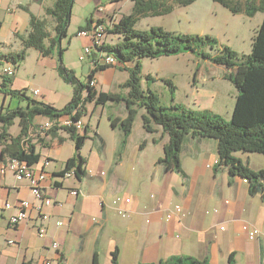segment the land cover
I'll use <instances>...</instances> for the list:
<instances>
[{"label": "crops", "instance_id": "1", "mask_svg": "<svg viewBox=\"0 0 264 264\" xmlns=\"http://www.w3.org/2000/svg\"><path fill=\"white\" fill-rule=\"evenodd\" d=\"M160 1L172 5L170 0ZM231 1L239 10L236 13L228 10L235 26L251 17L246 13V5L259 2ZM34 6L38 8L36 14L31 12ZM52 6L53 0H0V54L21 51V39L30 31V14L47 19L45 9ZM113 8L107 15L112 24L116 16ZM204 30L196 34H203ZM82 38V48L88 47L90 40ZM52 55L42 57L38 52L40 62L50 59L56 72L58 62ZM9 68L10 65H4L3 73ZM72 72L79 76L77 71ZM105 72L95 75L97 91L101 90L99 74ZM14 77L11 85L1 88L0 76V89L26 90L27 84L16 76V71ZM32 98L57 110L70 102L68 98L63 106H56L58 100L51 99L49 91L43 90ZM13 100L14 97L0 90V115L13 110ZM17 106L22 107L20 103ZM45 120L35 117L29 130ZM4 128L9 138L16 137L20 131L18 119L9 127L0 122V133ZM116 128L119 126L112 127L114 134L108 142L97 132L95 136L87 134L96 153L87 159L81 148L86 163L85 174L79 178L57 176L74 156V143L66 130L58 128L55 138L46 133L28 139V144L34 145L40 155L39 162L30 168L37 174H46L41 186L55 205L46 209L50 221L44 238L37 236L31 220L10 226L9 218L16 212L19 201L34 202V197L26 181L15 180L11 172H0V264H42L46 260L52 264H93L94 256L98 264H111L114 251L118 253V264H158L178 256L208 264H229L230 258L232 264H264V184L263 191L252 196L246 179L231 175L228 166L219 164L215 140L185 137L179 155L183 177L175 171H166L158 163L169 142L167 135H160V140L143 129L140 136L144 141L135 148L131 138L134 132L124 137L123 130ZM153 145L155 159L145 161V152ZM234 156L253 172H264V154L236 152ZM106 158L108 162L104 161ZM4 161L7 159L0 164ZM72 191L77 194L71 195ZM6 204L12 206L10 210L4 208ZM175 206L180 207V212L174 211ZM58 220L64 223L60 227L55 225ZM244 226L257 229L258 236L250 240ZM53 242L58 249L52 248Z\"/></svg>", "mask_w": 264, "mask_h": 264}, {"label": "trees", "instance_id": "2", "mask_svg": "<svg viewBox=\"0 0 264 264\" xmlns=\"http://www.w3.org/2000/svg\"><path fill=\"white\" fill-rule=\"evenodd\" d=\"M74 1L53 0V6L45 9L47 19L30 14L29 34L21 39L23 49L17 53L0 54V76L3 80L1 88L11 85L13 79V77L5 76L2 71L3 66L8 64L16 71L15 66L24 60L25 50L34 49L42 57L50 56L55 51L58 62L56 72L59 78L70 84L73 90L71 102L65 104L62 109L57 110L49 104L40 103L33 98H26L24 89L19 91L0 89L11 97H23L27 101L25 108L17 107L5 113V115H0V122L4 123L5 126H11L14 119H18L20 126L19 134L14 138L8 137L5 133L6 128L1 131L0 144L3 146L0 150V161L19 159L29 167L39 162L40 155L35 152L34 145L28 144L23 138L27 136L29 127L35 117L46 118L49 120L47 123L50 125L47 128V130H50L47 134L55 138L58 128H62V130L67 131L75 147L74 156L66 161L63 170L57 176L64 177L70 171H73L77 178L84 175L86 160L80 154V150L83 148L85 141L89 139L87 136L89 128L85 126L82 132H76L73 128L63 126L61 120L66 116H70L71 120L69 121L71 122L80 120L86 112V105L90 103H93L95 108L98 105L105 107L107 103L122 100L115 94L95 90L91 83L95 80V75L98 72L117 67L119 70L128 72V79L124 83V87L128 89V97L125 99L126 105L136 103L139 107L144 108L146 113L143 116L144 129L147 133L152 132L150 124H154L161 127L162 132L169 138L168 144L164 146L163 157L158 160V163L166 171H175V173L184 177V173L180 168L179 155L185 137L191 135L192 138H207L217 142L219 164L228 166L231 175L246 179L249 182L248 191L252 196L263 191L264 172H253L249 166L240 162L234 156V153L264 154V0H259L258 5L255 3L246 5L248 16L255 11V5L263 12L261 25L253 37L250 55L240 56V54L229 51L224 47L222 50L223 58L212 60L215 64H221L225 68L233 70L226 77L237 88L235 106H233L231 122L229 123H225L219 115L208 110L193 112L174 105L168 110L173 112L168 113L166 109L159 106L150 91L144 92L140 89V59H155L160 56L175 55L182 50L196 52L204 42L214 45L216 41L208 36H180L160 29L137 31L133 28L136 19L145 14L151 16L166 15L172 12L174 5L185 7L196 0H170L173 6L167 7L157 0H132V11L127 15H121L117 23L114 22L110 27L106 26V38L103 44L100 47L93 48L92 57L113 56L115 64L104 66L99 64L90 68L84 83L61 63L62 52L60 48L57 49L59 41L66 36V27L69 24L70 10ZM212 1L226 7L232 13L239 11L236 3L231 0ZM52 22L54 25L52 32H50L48 26ZM98 22L102 23L103 21L99 20ZM91 23L92 20L90 19L86 26L79 28V31L88 30ZM115 35L118 36L119 42L111 45L108 36ZM128 110H130V106H128ZM133 112L134 110H130L128 117L122 122L119 118H109L112 127L120 125L124 137L131 133L132 121L136 114V112L134 114ZM27 144L28 146L25 147ZM117 256V251H114L111 256V264H118ZM232 260L233 258L229 259V264H232ZM93 264H98L95 256ZM158 264L208 263L188 256H178L171 257Z\"/></svg>", "mask_w": 264, "mask_h": 264}, {"label": "rangeland", "instance_id": "3", "mask_svg": "<svg viewBox=\"0 0 264 264\" xmlns=\"http://www.w3.org/2000/svg\"><path fill=\"white\" fill-rule=\"evenodd\" d=\"M157 1L161 2L160 0ZM255 4H257L256 1ZM98 5L100 6L98 7ZM163 5L165 4L163 3ZM35 7L37 6H34L31 12L36 14L38 8ZM112 7H114L113 14L116 13L113 20L117 23L120 17L119 12L127 15L132 11V2L130 0H75L70 10L66 36L59 41L57 49L60 48L62 52L61 63L67 69L77 71V75H79L77 78L83 83L86 81L90 66L86 61L79 60V56L83 52L82 43L84 41L79 35V28L86 26L90 19L94 22L102 20L103 24L108 23L107 26L110 27L112 23L109 22L107 15ZM254 7L256 9L250 15L251 17L236 26L235 20H231L230 15H228V9L219 3L212 2V0H196L185 7L174 5L172 12L166 15L151 16L145 14L137 18L133 27L137 31L160 29L180 36H208L216 41L214 45L204 42L196 52L182 50L175 55L160 56L155 59H140V89L144 92L150 91L159 106L166 109L168 113L173 112L168 111L171 106L177 105L193 112L208 110L219 115L225 123L231 122L237 88L226 77L233 70L225 68L224 65L215 64L212 60L223 58L222 50L224 47L240 54V56L250 55L253 37L261 25L263 15V12L256 5ZM51 25L52 23L48 26L50 32H52ZM202 30L205 33L196 34ZM108 40L111 45L119 42L116 35L108 36ZM25 53L24 60L15 66L17 68L16 76L27 84L24 91L25 97L32 98L31 91L38 89L40 92L42 90L49 91L51 99L58 100L56 106H63L68 98L71 102L72 88L70 84L58 78L51 60L47 59L42 64L36 50L27 49ZM52 56L57 59L56 53ZM81 66L82 71H80ZM11 68L13 69V67ZM127 79L128 72L119 70L117 67L108 69L103 75L99 74L101 85H98V88L101 89L100 91L115 94L122 100L110 102L105 108L98 105L95 112H93V103L87 104L86 112L80 120L83 125L94 130L92 133L89 131V136H95L97 132L108 142L111 141L110 139L114 134L111 124L107 121L108 116H111L112 119L119 118L122 122L128 117L129 111L134 110L136 114L131 126V132L134 134L131 138L134 141L133 146L138 148L144 141L140 134L144 132L145 121L143 116L146 113L144 108L139 107L136 103L126 105L125 99L128 97V89L124 87V83ZM14 99L13 109L18 107V103L22 107H26L27 101L23 97L16 96ZM128 106H130V110H128ZM118 126L120 128V125ZM150 127L152 130L150 133L155 134L153 135L155 138L158 137L161 140L160 135H166L162 133L161 127L154 124H150ZM119 128L116 130L119 131ZM148 143L144 146H147ZM154 147L156 146H148L145 152V161L155 159ZM94 148L92 142L88 140L82 148L81 154L85 158L91 159L96 153ZM104 161L108 162L109 159L106 158Z\"/></svg>", "mask_w": 264, "mask_h": 264}, {"label": "built area", "instance_id": "4", "mask_svg": "<svg viewBox=\"0 0 264 264\" xmlns=\"http://www.w3.org/2000/svg\"><path fill=\"white\" fill-rule=\"evenodd\" d=\"M106 26L103 23L94 22V25L91 26L88 30L84 29L79 31V35L81 37H85L89 39L90 45L87 47L85 46L83 48L82 55L79 56L80 61L86 60L90 66V68L94 67L97 65V63H102L106 65H114L115 61H112L113 56H105L100 58L98 57H92L93 55V48H94V41L95 40H105L106 36ZM5 76L12 78L14 77L15 71L12 68L6 69L5 71ZM96 81L94 80V87H95ZM32 92V97H37L40 94V91L38 89H35ZM70 116L63 117L62 119H69ZM49 120H45L43 123H36L34 126L30 128L28 131V134L26 137L23 138L25 142H28V139L33 137V136H44L47 132L50 130H47V122ZM73 121V120H72ZM84 125L82 124L81 120H76L73 121V129L76 132H81L83 131ZM23 141V142H24ZM44 165H47V163H44ZM5 171L11 172L14 175V179L17 181H26L29 185L30 193L34 197V202H29V201H19L17 207H16V212L10 216L8 224L10 226H16L19 223H24L27 221H33L35 228H36V233L39 238H44L47 236L48 232V224L50 221V214L46 212L47 208H51L55 205V202L44 195L43 188L41 186L42 182L46 178L45 173H35L33 169H31L25 162H22L19 159H10L5 162H2L0 164V172L2 174L5 173ZM103 175V174H102ZM71 177L74 176V172L70 171L69 173L67 172L64 177ZM77 194L76 191H72L71 195ZM126 202H129L128 199H125ZM10 204L5 205L6 210L11 209ZM174 211L176 213L180 212V207L175 206ZM31 213L34 214V217L31 219L30 215ZM63 221L58 220L56 222V226L60 227L62 226ZM243 230H248L249 232L248 237L250 240H254L258 236V231L257 229H249L247 226H244ZM52 248L53 249H58V244L56 242L52 243ZM42 264H52L50 260L44 261Z\"/></svg>", "mask_w": 264, "mask_h": 264}, {"label": "bare ground", "instance_id": "5", "mask_svg": "<svg viewBox=\"0 0 264 264\" xmlns=\"http://www.w3.org/2000/svg\"><path fill=\"white\" fill-rule=\"evenodd\" d=\"M103 44L102 40H95L94 41V47H100ZM103 55V54H102ZM112 61H115V59L112 57ZM101 65L102 63H97V65ZM103 66L106 64H102ZM92 86L94 84V81L91 82ZM61 124L63 126L69 127V128H73V122L69 121V119H63V121L61 122ZM49 124L47 123V128H49ZM65 128V127H64Z\"/></svg>", "mask_w": 264, "mask_h": 264}]
</instances>
